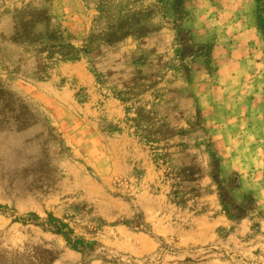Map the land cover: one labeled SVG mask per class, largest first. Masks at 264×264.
I'll use <instances>...</instances> for the list:
<instances>
[{
  "label": "rangeland",
  "instance_id": "374dc122",
  "mask_svg": "<svg viewBox=\"0 0 264 264\" xmlns=\"http://www.w3.org/2000/svg\"><path fill=\"white\" fill-rule=\"evenodd\" d=\"M182 6L0 0V264H264V0Z\"/></svg>",
  "mask_w": 264,
  "mask_h": 264
},
{
  "label": "trees",
  "instance_id": "16d2710c",
  "mask_svg": "<svg viewBox=\"0 0 264 264\" xmlns=\"http://www.w3.org/2000/svg\"><path fill=\"white\" fill-rule=\"evenodd\" d=\"M183 0H176L177 5V13L179 17H182L184 15V9L182 6ZM58 37L60 36L62 38L63 32L62 31H56ZM202 49H209L208 51H203L204 55L208 56L210 55V52L212 51V48L209 44H200L199 45ZM197 102V100H195ZM209 146L211 143L208 144ZM212 164L214 165L215 174L213 175L214 180L216 181L220 198L225 205L226 210L229 212V214L233 217H244L248 212L257 211V203L253 196L248 197L244 196L242 201L237 202L234 197L231 194V191L234 187H238V177L235 179L230 180L226 178L220 177V160L219 159H213ZM187 170V169H186ZM188 176H192V170L188 169Z\"/></svg>",
  "mask_w": 264,
  "mask_h": 264
}]
</instances>
